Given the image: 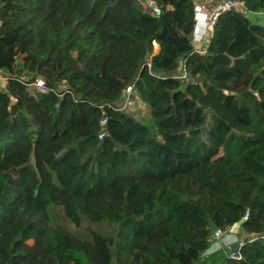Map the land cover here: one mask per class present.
<instances>
[{
	"label": "trees",
	"instance_id": "obj_1",
	"mask_svg": "<svg viewBox=\"0 0 264 264\" xmlns=\"http://www.w3.org/2000/svg\"><path fill=\"white\" fill-rule=\"evenodd\" d=\"M154 1L0 0V264H198L242 218L222 264H264V0L204 50L194 0Z\"/></svg>",
	"mask_w": 264,
	"mask_h": 264
},
{
	"label": "built area",
	"instance_id": "obj_2",
	"mask_svg": "<svg viewBox=\"0 0 264 264\" xmlns=\"http://www.w3.org/2000/svg\"><path fill=\"white\" fill-rule=\"evenodd\" d=\"M143 1L145 2L146 7H147V12H144V13L150 15L151 17H155L160 13V8L159 6L156 5L154 0H143ZM233 10L240 11L242 13L246 11L243 1L241 0H202L199 3H197L195 5L194 27H193V32L191 34L192 41L194 43L196 42L206 43V41L209 40L210 36L212 35L213 28L217 24L219 17L223 15L224 13H227ZM199 24H200V28H202V34L200 35V38L197 40L195 39V31H196V26ZM198 52L204 53V51H198ZM181 77H185V76L183 75ZM28 85L34 90H36L37 92H46L48 90L45 86L44 81L41 79H35L33 80V82L28 83ZM131 93H132V87H127L124 90L123 98L125 99V102L123 103L122 107H124V105L127 102H129L128 98ZM105 124H106V119L103 118L100 121V125L102 128L98 135L99 139H102L103 137L106 136ZM208 242H209V245L201 253L200 255L201 258L220 250L221 242H223V244L227 246L234 245V247H239L243 244L242 240L238 237V232L234 229V226L224 228V229L214 230L209 236ZM228 257L240 259L241 255L238 250L234 251L233 249Z\"/></svg>",
	"mask_w": 264,
	"mask_h": 264
},
{
	"label": "rangeland",
	"instance_id": "obj_3",
	"mask_svg": "<svg viewBox=\"0 0 264 264\" xmlns=\"http://www.w3.org/2000/svg\"><path fill=\"white\" fill-rule=\"evenodd\" d=\"M138 5L144 10V12H147L146 4L143 0H137ZM264 15V13L262 14ZM249 17L252 19V15H249ZM259 17V16H258ZM3 75H0V82L2 83ZM127 110L136 118L144 120L145 123L155 131V126L152 121V119L149 117V109L148 107L143 104L137 97L134 96V99L132 101L128 102ZM68 225V224H67ZM90 227L98 232H101L103 234L108 233L111 228L107 225L100 224V225H88L87 223H83L82 227ZM28 244H32V241H28ZM220 250L217 251V253L210 255L209 257H203L201 261H199L198 264H222V261L224 257L229 256L232 250L234 249V245L227 246L223 244V242L220 243Z\"/></svg>",
	"mask_w": 264,
	"mask_h": 264
},
{
	"label": "crops",
	"instance_id": "obj_4",
	"mask_svg": "<svg viewBox=\"0 0 264 264\" xmlns=\"http://www.w3.org/2000/svg\"><path fill=\"white\" fill-rule=\"evenodd\" d=\"M194 1H195V3L197 4V3H199V2L202 1V0H194ZM143 11H144V10H143ZM243 13L246 14L247 11H244ZM198 29H199L198 32H200V24L198 25ZM198 32H197V33H198ZM208 41H209V40H207L206 43H201V42H199V43H198V42L194 43L195 48H197V49H199V50H200V49H203V50H204L205 47H206V45L208 44ZM156 46H157V45H156ZM154 48H155V45H154ZM158 48H159V47L157 46V52H158ZM0 75H3V78H4V79H2L3 82H2V83L0 82V90H1V89H4L5 86L7 85V76H5L4 74H2L1 72H0ZM238 237H239V236H238ZM239 238H240V237H239ZM234 248H235V247H234ZM215 253H217V252H215ZM215 253L209 254V255H207L206 257H209L210 255H213V254H215ZM201 259H202V258L200 257V258H199V261H201ZM198 263H199V262H198Z\"/></svg>",
	"mask_w": 264,
	"mask_h": 264
},
{
	"label": "bare ground",
	"instance_id": "obj_5",
	"mask_svg": "<svg viewBox=\"0 0 264 264\" xmlns=\"http://www.w3.org/2000/svg\"><path fill=\"white\" fill-rule=\"evenodd\" d=\"M198 31H199V29H198V25H197L196 31H195V39H197V40L200 38V35L202 34V28H200V32H198Z\"/></svg>",
	"mask_w": 264,
	"mask_h": 264
},
{
	"label": "water",
	"instance_id": "obj_6",
	"mask_svg": "<svg viewBox=\"0 0 264 264\" xmlns=\"http://www.w3.org/2000/svg\"><path fill=\"white\" fill-rule=\"evenodd\" d=\"M244 218H242L240 221H238L235 225H234V229L237 231L239 226L244 222Z\"/></svg>",
	"mask_w": 264,
	"mask_h": 264
}]
</instances>
